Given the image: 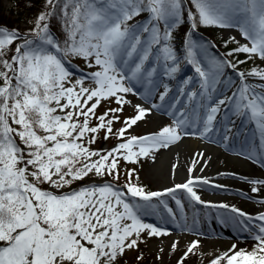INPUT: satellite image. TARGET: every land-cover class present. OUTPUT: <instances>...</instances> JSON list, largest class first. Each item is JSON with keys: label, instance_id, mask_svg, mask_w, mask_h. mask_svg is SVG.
I'll list each match as a JSON object with an SVG mask.
<instances>
[{"label": "snow or ice", "instance_id": "6c2138e0", "mask_svg": "<svg viewBox=\"0 0 264 264\" xmlns=\"http://www.w3.org/2000/svg\"><path fill=\"white\" fill-rule=\"evenodd\" d=\"M24 6L0 25V264H264V0ZM146 166L171 180L150 190Z\"/></svg>", "mask_w": 264, "mask_h": 264}, {"label": "bare ground", "instance_id": "6f19581e", "mask_svg": "<svg viewBox=\"0 0 264 264\" xmlns=\"http://www.w3.org/2000/svg\"><path fill=\"white\" fill-rule=\"evenodd\" d=\"M150 120H152V122H154V118H150ZM197 144H198L197 141L190 140V141L187 142L186 146L181 149L182 158H181V160L179 162L181 166L184 165L185 160L188 157V152L190 150H195L197 148ZM172 159H175V155L174 154H173ZM221 159H224V156H221ZM217 166H219L221 168L227 167V169L234 170V171H236L237 173H240V174H248V175H256V176L260 175V170L257 169L255 166L251 165L250 163H245L243 161H239V160H236V159H233V158H228L226 166L225 165L214 164L213 168H215ZM208 171H209V173L214 174L213 169H209ZM147 172H148V175L150 176V178L157 184V186H159V188L161 186L169 183V181L171 180V176H168V175H166L163 172L157 173L155 171H150L149 169H148ZM182 178H183V168L181 169V173H179L177 175L176 179H177V181H179ZM224 182L225 183H229V184H236V186H239V187H246L245 185H241L238 182H233L231 180H226ZM205 198L212 199V200L228 199V200H230V201H232L234 203L240 204V206L242 208H244L245 210H247L250 213H254L255 210H256V207H257L253 203H247V202L241 201L239 199H236V198H233V197H230V196H226L225 194H213L212 192H208L205 195ZM163 239L165 241L168 240V238H163ZM157 244H158L157 241L152 243L154 248L157 246ZM242 244L243 243H241L240 245H242ZM228 246H230V245H229V241L227 239V236L225 237V239H222L221 241L216 243V247H219L221 249H224V248H226ZM210 249L212 250V245L211 244H207V250L210 251Z\"/></svg>", "mask_w": 264, "mask_h": 264}, {"label": "rangeland", "instance_id": "374dc122", "mask_svg": "<svg viewBox=\"0 0 264 264\" xmlns=\"http://www.w3.org/2000/svg\"><path fill=\"white\" fill-rule=\"evenodd\" d=\"M11 7H12L11 1H9V0H0V14L6 16V18L4 19V22L5 23L4 22H0V25H7V26L10 25L9 18L10 19L14 18V17H12L10 15V12H9V10H10ZM29 18H26L25 20H28ZM25 20H22V21L13 23L12 26H19V27L23 28V25L25 23ZM12 26L10 25L9 27H12ZM203 30L206 33L204 35H207L209 37H215L217 39H219L221 35H223L225 37H227L228 35H236L238 39L241 38L240 35H239V33H236V32H227V31L221 32V30H217V29H203ZM221 50L223 51L222 48H221ZM241 59H243V56L241 57ZM256 63L259 64V61L257 60ZM250 64H251V62H250ZM250 64L249 65H246L245 67L250 66ZM103 111H104V107H101L98 110V114L99 113H102ZM124 114L125 115H129L130 114V111H126ZM119 126L120 125H116V127H119ZM150 126L151 125H149V127ZM143 129H144V125L141 124V126L136 129V132L137 133H140ZM100 136H101V138L103 137V133L102 132L100 133ZM115 142L116 141L113 138V139H110L109 141H107L106 144H107L108 147H111ZM104 146H105V142L102 139H101V141L99 143H97L96 145H93V147H95V148H102ZM147 171H148V168L146 166L145 167V170L142 171V172H140L141 182L147 188H149L150 190H157L159 188V186H157V184L150 178V176L148 175V172ZM155 241L156 240L154 239L151 243H153ZM240 247L247 248L248 250H251L252 242L243 243L242 245H240ZM210 251H211V249H210ZM135 255H136L135 252H129L128 253V261H129V264H134V257H135ZM144 257L145 258L141 262V264H154L153 255L150 254L147 249H145ZM192 259H193V261H197V264H198V258L193 257ZM189 264H192V261H190ZM204 264H207V257L204 260Z\"/></svg>", "mask_w": 264, "mask_h": 264}, {"label": "trees", "instance_id": "16d2710c", "mask_svg": "<svg viewBox=\"0 0 264 264\" xmlns=\"http://www.w3.org/2000/svg\"><path fill=\"white\" fill-rule=\"evenodd\" d=\"M10 1L12 3V7L10 8L9 12H10V15L14 17L12 19L9 18L11 26L13 23L25 20L26 18H29L32 16L34 9L28 10L25 8L24 5H25L26 0H10ZM5 18L6 16L0 14V22H4Z\"/></svg>", "mask_w": 264, "mask_h": 264}]
</instances>
